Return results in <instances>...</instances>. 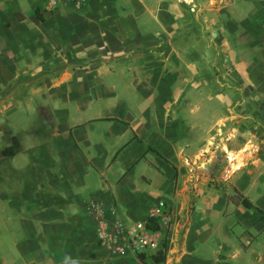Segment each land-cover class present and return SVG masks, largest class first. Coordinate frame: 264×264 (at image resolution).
Here are the masks:
<instances>
[{"label": "crops", "instance_id": "1", "mask_svg": "<svg viewBox=\"0 0 264 264\" xmlns=\"http://www.w3.org/2000/svg\"><path fill=\"white\" fill-rule=\"evenodd\" d=\"M41 110L55 168L35 199L1 171L41 145L22 126ZM263 143L264 0H0V264H147L98 232L158 201L153 264H264Z\"/></svg>", "mask_w": 264, "mask_h": 264}, {"label": "rangeland", "instance_id": "2", "mask_svg": "<svg viewBox=\"0 0 264 264\" xmlns=\"http://www.w3.org/2000/svg\"><path fill=\"white\" fill-rule=\"evenodd\" d=\"M229 72V71H228ZM210 114L211 113H196V123L199 124V129L202 132V129L205 127H208L210 124ZM19 116L21 117V115L19 114ZM41 116V115H40ZM29 118L26 119V123H24L22 121V126H26V127H32L35 129V131H37L36 136H34L33 139H38L39 142H41V145H37L34 149H31L30 151H28L27 153H25L23 156L26 158V163L27 161H29V164L26 163H22L20 165H14L13 163H11V161H6L3 162V171H1L2 174H6V175H10V180L12 179V177H14V183H16V181H20L21 184V190L23 191V193L25 194H29L32 193L31 196L35 197V199H37V195H44L46 193V189L43 186V175L44 172L47 169H52L55 168V164H54V160H52L51 155H49V151L46 149V146H44V143H46L47 141H49V135L44 134V126H48L50 127L45 119H43V123L38 122L34 116H28ZM7 119L9 120L7 125L5 123L2 124V129L4 134L8 132V129L11 130L12 124H10L11 118L7 117ZM34 121L37 122V125L34 123ZM54 124V121H53ZM204 132V131H203ZM201 133H197V141H196V147H197V143H199V137H200ZM31 137V135H30ZM264 144V143H263ZM261 145V149L259 152H264V145ZM147 147L143 146L142 144H139L137 142L133 143L130 148L126 151L129 152V159L131 160V164L136 163L137 160L138 162L143 163L144 160V156L142 154H146L147 152H144V150ZM148 154V153H147ZM128 160V159H127ZM125 160V162L127 161ZM138 164V163H137ZM140 165L144 166V170L146 171L145 173H147L146 175H151L152 171L150 168H148L146 165L144 164H139V166H135L133 168V171L131 173H129V176L132 177L133 180H137L138 174L140 172ZM19 166V167H17ZM131 166V165H129ZM151 173V174H150ZM5 175V176H6ZM35 178V179H34ZM142 185H144V183H141ZM17 185H19L17 183ZM23 185V187H22ZM161 238L165 239V235L163 236V234L161 235ZM147 253H138V254H142L144 256L145 259V263L147 264H153L152 261V257H151V251H146ZM137 254V255H138Z\"/></svg>", "mask_w": 264, "mask_h": 264}, {"label": "built area", "instance_id": "3", "mask_svg": "<svg viewBox=\"0 0 264 264\" xmlns=\"http://www.w3.org/2000/svg\"><path fill=\"white\" fill-rule=\"evenodd\" d=\"M78 2L79 0H72ZM154 220L158 224V230L150 227L149 221ZM161 222L168 225L169 207L166 202L158 201L149 211L148 219L137 221L129 226H117L108 231L101 230L98 232L100 242L106 244L108 248L117 245L119 251H130L131 253H147L151 251L156 253L161 246L162 239L160 236Z\"/></svg>", "mask_w": 264, "mask_h": 264}, {"label": "trees", "instance_id": "4", "mask_svg": "<svg viewBox=\"0 0 264 264\" xmlns=\"http://www.w3.org/2000/svg\"><path fill=\"white\" fill-rule=\"evenodd\" d=\"M41 116L43 117V119H45L46 123L54 130L55 128V125L53 124V120H52V117L49 113H44L43 110H41ZM12 144L5 147L3 150H2V154L4 156H13L16 154V150L19 146L18 144V140L13 137L12 139ZM264 145V144H263ZM231 200H237V202H240L242 205H244L245 207L247 208H251V204L247 201V199L245 198H241V196H237V197H231L230 198ZM149 225L151 228H153L154 230H158V224L156 223V221L154 220H150L149 221ZM165 254H166V241L165 239L162 240V243H161V246H160V249L151 255V257L153 258V260L156 262V263H159V262H163L164 261V258H165ZM139 258H141L142 260L144 259V256L142 254H138Z\"/></svg>", "mask_w": 264, "mask_h": 264}]
</instances>
